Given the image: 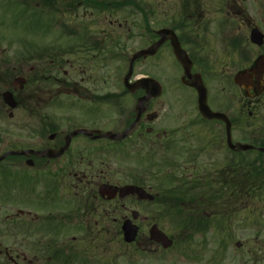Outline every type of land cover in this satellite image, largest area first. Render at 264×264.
Returning a JSON list of instances; mask_svg holds the SVG:
<instances>
[{"label":"flooded vegetation","instance_id":"flooded-vegetation-1","mask_svg":"<svg viewBox=\"0 0 264 264\" xmlns=\"http://www.w3.org/2000/svg\"><path fill=\"white\" fill-rule=\"evenodd\" d=\"M17 1L30 9L36 0ZM38 1L59 15L52 23L59 31V50L30 52L28 69L5 63L0 54V264H137L138 253L160 257L164 250L149 233L175 218L169 196L177 177L205 189L216 186L223 195L224 185L239 181L238 175L249 180L251 168L264 172V43L251 38L255 29L264 38V21L236 22L239 34L221 47L238 61L233 87L240 97L235 105L229 100L212 104L206 83L223 81L225 75L208 51L207 32L189 19L196 21L193 13L199 10L192 7L199 8L198 0H187L189 15L180 13L171 31L190 58L191 75L183 80L185 70L168 35L154 56L139 61H151L159 74L161 52L169 51L180 76L173 74L168 84L149 74L136 76L134 67L131 84L152 78L162 86L160 98L142 103L147 89L125 86L129 63L119 80L113 67L116 27L122 30L127 22L80 20V11L85 18L94 6L110 8L109 0ZM135 4L145 41L141 50L147 51L161 40V29H153L150 21L158 3ZM240 74L241 84L236 82ZM18 77L25 79L24 87ZM199 78L212 112L228 116L229 124L200 114L191 87ZM183 88L196 96L195 120L178 124ZM8 92L15 109L4 102ZM126 133L123 140L108 138ZM131 187L153 199L124 193ZM128 224L138 231L131 244L124 239Z\"/></svg>","mask_w":264,"mask_h":264},{"label":"rangeland","instance_id":"rangeland-1","mask_svg":"<svg viewBox=\"0 0 264 264\" xmlns=\"http://www.w3.org/2000/svg\"><path fill=\"white\" fill-rule=\"evenodd\" d=\"M150 1L143 0V4ZM186 1L157 0L156 14L150 19L151 27L155 30L168 28L173 19L180 18V13L189 15L184 7ZM38 3H40L38 0L31 2V8L28 9L17 0H0V54L5 63L24 66L28 69L32 64L27 62L30 52L39 53L42 49L59 50L58 31L55 27H51L59 15L55 14V11L40 7ZM198 4H200L199 12L193 13L196 21L192 20L191 16L189 19L192 25H198L207 32L205 40L208 41V46L212 45V50L208 51H212L215 65L221 64L217 71L222 69L223 76L225 75L223 81H207L209 99L212 104L229 100L232 105H235L236 98L240 97L239 91L233 87V77L238 71V61L235 56H225L221 39L228 36L229 39L234 40L237 34L236 21H254V19L258 22L264 21V0H198ZM82 12L80 11V20L108 17L122 26L127 22V26H124L122 30L116 27L117 34L114 35V38L118 36L121 39L123 51L125 50L124 55H126V59L120 58L118 56L120 49L116 51L118 55L115 54L113 67L119 80L120 72H124L128 63L127 59L145 46L144 39L139 35L140 22L135 6L126 5L121 10L114 7L110 12L102 13L91 9L88 10V16L85 18ZM201 33L203 34V31ZM161 53H163L164 66L159 74L155 73L156 70L151 61H148L146 65L138 61L135 64V75L149 74L155 76L157 80L167 81L168 84L173 74L180 76L172 53L166 50H162ZM167 88L169 91V86ZM178 94L182 98L181 107L184 114L176 123L193 122L196 96L185 88L178 91ZM169 115V112H164V116ZM164 171L167 172V170ZM240 179L249 182L262 181L264 172L257 175L255 171H251L249 180L246 174ZM226 206L222 204L217 208V217L212 220L213 226L206 234H199L192 240H188L193 241L188 249L185 247L187 243H180L178 249H171L167 253L162 252L160 257H154L151 254L144 256L138 253L135 261H138L137 264H264V190L257 196L252 195L246 197V200L243 199L237 204L236 209L232 203ZM164 228L163 231L169 237L172 235L177 237L180 233L173 221L166 222ZM146 235L148 236V232ZM238 243L243 245L242 249L237 248ZM258 245L262 249V258L259 260L257 254L253 256L248 253L250 250L257 251ZM134 251L133 249L130 253L134 255Z\"/></svg>","mask_w":264,"mask_h":264},{"label":"trees","instance_id":"trees-1","mask_svg":"<svg viewBox=\"0 0 264 264\" xmlns=\"http://www.w3.org/2000/svg\"><path fill=\"white\" fill-rule=\"evenodd\" d=\"M115 8L120 9L116 6ZM187 181V180H186ZM201 181V179H196ZM181 183L173 192L172 198L174 200L172 211L177 215V228L180 230L175 240L174 249H178L180 243H187L185 247L188 249L192 240L196 235L206 234L212 225V220L217 217L220 205L225 206L232 203L234 209L237 204L241 203L243 199L249 194L257 195L263 192L264 187H256V183L247 184V182L229 181L223 187V195L217 192L216 186L205 189L202 183L190 185L184 180H179ZM226 206V207H227ZM262 249L258 245L257 251L250 250L253 256L258 255V260L262 258ZM257 254V255H256ZM259 263V262H258Z\"/></svg>","mask_w":264,"mask_h":264},{"label":"water","instance_id":"water-1","mask_svg":"<svg viewBox=\"0 0 264 264\" xmlns=\"http://www.w3.org/2000/svg\"><path fill=\"white\" fill-rule=\"evenodd\" d=\"M170 34L171 36V41L173 42L172 46H173V52L175 53L177 60L179 63H181L183 65V67L186 70V74L188 75L190 73V69H191V63L189 61V58L186 54V52H184L179 43L176 41V38L174 36V34L170 31H162L160 32V35L162 36V39L159 41V43L157 45H155L153 48H151L150 50H147V52H138L137 55L133 58L132 62H131V70L129 72V74L127 75V79H126V85L128 87H130V89L132 91L137 90L138 88H143V89H147L148 93L147 96L144 99H141V102H145V101H149L150 98H158L161 94V87L157 85V83L153 80H150L149 85L147 84V81H139L137 84H134L132 86H130L128 84L129 79L131 78V74L133 71V67H134V63L135 61H137V59H140L143 56H147V55H155L156 52L158 51L159 47L161 45H163L164 43V39L166 37H168V35ZM263 36L261 35V33L258 30H255V32L252 33V38H253V42L258 43V44H263L264 39L262 38ZM190 75V74H189ZM190 77V76H189ZM241 80V74L238 75L236 77V82H238L239 84H241L240 82ZM26 81H24V79L22 78H18L17 83H19L21 85V87H23V85L25 84ZM192 86L196 89L197 94L199 95V100H198V106L200 108V112L202 114V116L208 118V119H215V118H221L222 116H218L217 114H213L212 111L209 108V105H207V90L205 85L202 83L201 79L199 78V80H195L192 83ZM4 101L5 103H7V105L9 104L12 108H16L17 107V103H15L13 96L10 92H8L7 94H5L4 96ZM249 150V148H248ZM124 193L129 194L132 192H137L138 195H140V197L143 198H151L149 195H147L143 190H137L136 188H128L123 190ZM126 232H125V239L126 241H128L129 243H133L137 237L138 231L137 228L135 226H132L131 224H128L125 226ZM150 238L152 239L153 242L160 244L164 249H169L172 245H173V241L167 237V235H165L162 231H160L157 227H155L154 229H152L150 231ZM238 247L240 248L241 245L237 244Z\"/></svg>","mask_w":264,"mask_h":264}]
</instances>
